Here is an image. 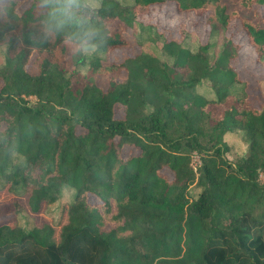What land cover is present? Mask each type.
I'll return each mask as SVG.
<instances>
[{
	"label": "trees",
	"instance_id": "16d2710c",
	"mask_svg": "<svg viewBox=\"0 0 264 264\" xmlns=\"http://www.w3.org/2000/svg\"><path fill=\"white\" fill-rule=\"evenodd\" d=\"M162 1L104 0L91 17L111 29L99 51L126 44L137 5ZM173 1L179 11L207 9L210 36L240 17L264 60V21L248 18L264 0ZM15 3L0 9V181L17 194L5 208L15 215L24 197L40 213L64 185L73 194L58 235L50 223L1 224L0 264H264V107L247 104L246 82L231 64L233 41L224 36L213 52L209 41L192 50L164 40L169 59L129 56L125 79L102 88L93 77L98 56L74 55L62 38L42 41L38 0L20 13ZM32 53L36 72L27 67ZM203 82L210 97L196 90ZM228 131L247 143L233 162L224 157ZM125 143L138 151L123 158ZM191 184L199 186L195 196Z\"/></svg>",
	"mask_w": 264,
	"mask_h": 264
},
{
	"label": "rangeland",
	"instance_id": "374dc122",
	"mask_svg": "<svg viewBox=\"0 0 264 264\" xmlns=\"http://www.w3.org/2000/svg\"><path fill=\"white\" fill-rule=\"evenodd\" d=\"M8 0H0V9ZM126 3H135L134 0H121ZM31 0H16L15 11L22 12ZM138 6L139 14L133 26L124 30L123 34L126 44L121 47H115L107 52L99 51L98 56L99 67L93 77L98 85L102 88L108 87L111 78L121 81L126 77V70L121 65L122 61L134 56L142 51L150 52L162 59H169L168 55L162 48L164 40H176L190 49L195 50L202 42H213L210 51L217 52L224 36L229 37L236 45L238 53L231 60L232 66L238 72L241 80L246 82L245 90L247 92V104L253 107H264V60H259L257 51L250 43L245 28L242 25L241 18L236 16L231 18L224 29H220L217 33L210 36L209 23L207 21V9L198 11H179L176 8L175 1L164 0L162 2L150 3L146 7ZM256 6V5H254ZM251 21H264V7L260 6L248 16ZM5 45L0 47V64L4 61L3 50ZM36 53H32L27 63L28 70L36 72L38 69L35 61ZM65 66L71 69L75 66V60L68 55L65 58ZM90 64L87 62L81 67V71L88 73ZM0 79V84H1ZM200 93L210 97L212 95L207 82H203L196 87ZM30 102L34 100L30 96ZM115 116L122 117L124 115L123 106L116 103L114 105ZM78 130L81 127L77 126ZM223 138L228 143V150L224 152L227 160L235 161L241 154L246 152L247 143L243 139L240 131H228ZM117 140V137L114 138ZM121 156L126 158L128 155L136 153L138 147L133 144H123L120 148ZM192 165L196 167L199 163L197 154L192 155ZM163 172L169 177H173V173L167 167L163 168ZM259 180L264 182V176L260 174ZM10 184L6 181H0V225L1 224H18L24 228H30L33 224L41 225L50 223L55 228V234L58 235L60 225L66 221L67 210L66 205L72 200L73 190L70 186L64 185L61 189L59 198L46 206L40 213H32L25 203L24 197L20 203L22 210L18 213L5 208L11 200L17 196L9 188ZM192 195H196L199 186L191 184L189 187ZM90 201H97L96 196L90 195Z\"/></svg>",
	"mask_w": 264,
	"mask_h": 264
},
{
	"label": "clouds",
	"instance_id": "9594fccd",
	"mask_svg": "<svg viewBox=\"0 0 264 264\" xmlns=\"http://www.w3.org/2000/svg\"><path fill=\"white\" fill-rule=\"evenodd\" d=\"M43 11L40 38L54 42L62 38L74 55L94 57L111 37V29L94 24L91 17L105 9L104 0H38Z\"/></svg>",
	"mask_w": 264,
	"mask_h": 264
}]
</instances>
